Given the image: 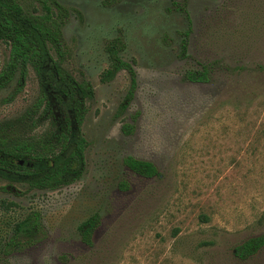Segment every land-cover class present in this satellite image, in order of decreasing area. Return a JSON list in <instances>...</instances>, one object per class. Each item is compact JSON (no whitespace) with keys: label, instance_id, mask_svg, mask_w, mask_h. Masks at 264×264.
<instances>
[{"label":"rangeland","instance_id":"rangeland-1","mask_svg":"<svg viewBox=\"0 0 264 264\" xmlns=\"http://www.w3.org/2000/svg\"><path fill=\"white\" fill-rule=\"evenodd\" d=\"M57 1L68 12L63 68L95 90L82 127L85 172L55 190L0 177V264H264V248L245 261L235 252L264 235V0ZM16 2L43 13L37 0ZM189 27L181 59L180 33ZM120 41L137 73L123 114L130 75L101 81L107 47ZM9 55L0 41V74ZM200 64H211L210 82L188 81ZM18 78L0 85V129L40 96L32 67L24 88ZM128 156L153 162L160 176L134 173ZM32 214L44 234L6 252L15 225ZM95 214L101 224L89 247L79 228Z\"/></svg>","mask_w":264,"mask_h":264},{"label":"trees","instance_id":"trees-1","mask_svg":"<svg viewBox=\"0 0 264 264\" xmlns=\"http://www.w3.org/2000/svg\"><path fill=\"white\" fill-rule=\"evenodd\" d=\"M43 13L27 14L16 0H0V41L10 45L9 60L0 74V85L14 80L19 73L18 86L24 88L27 71L32 67L40 81L37 102L17 122L0 129V177L14 183H26L32 189L55 190L78 181L85 172V153L88 147L83 134V123L95 90L91 82L78 81L63 68L66 47L63 27L68 12L57 0H37ZM191 28L181 32L180 58L188 57ZM123 42V41H122ZM122 42H111L107 47L109 68L101 81L111 82L121 71L130 75L131 84L120 106L122 114L133 101L137 88L134 66L121 57ZM201 69L186 73L192 83L211 80V64H200ZM48 123L40 134H30ZM133 126L125 124L123 132L133 134ZM23 162V165L20 163ZM124 164L141 177L160 176L157 166L150 161L132 156ZM128 189V184L122 183ZM101 224L95 214L79 228L81 240L92 247L93 237ZM44 234L37 214H32L15 225L5 245L6 252L24 250L36 244ZM264 248V235L251 238L236 248V256L248 260Z\"/></svg>","mask_w":264,"mask_h":264}]
</instances>
